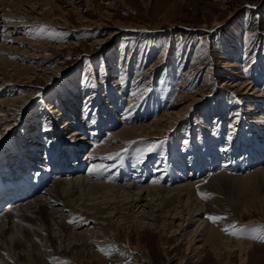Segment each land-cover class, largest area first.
<instances>
[{"label": "rangeland", "instance_id": "rangeland-1", "mask_svg": "<svg viewBox=\"0 0 264 264\" xmlns=\"http://www.w3.org/2000/svg\"><path fill=\"white\" fill-rule=\"evenodd\" d=\"M56 4L65 17H51L49 24L35 21L36 24L12 36L44 42L46 51H57L58 59L51 63L52 72L47 78H33L22 89L12 91L8 85L0 92V98L18 97L13 108L18 116L25 112L20 121L16 119L13 126L6 127L8 130L23 128L21 133L13 129L11 141L23 140L24 121L32 122L37 131L49 135V131H44L50 128L44 116L45 107L49 105L54 106L50 109L52 116L61 118L65 110L73 106L77 117H83L82 121L86 122L83 123L86 131L81 134L93 136V141L95 131L100 128L98 135L102 134L98 136L99 141L91 142L94 145L103 144L112 129L132 118L134 122L137 117H144L136 121L148 122L165 110L179 106L182 113L163 136L143 138L137 145L124 144L112 155L113 179L122 174L116 173L121 164L127 165L129 170L148 164L152 171L158 170L157 175L159 171L163 175L167 173L164 166L169 158L184 166L198 158L192 163L193 179L208 175L209 166H212L211 172L226 169L234 174L252 169L255 164L263 165L264 160L255 155V140L264 135L260 126L264 117L256 118L259 114L264 116V0H91L88 3L56 0ZM64 20L67 21L65 26L60 24ZM103 22L104 25H96ZM182 82L184 84L179 85ZM244 82L250 86L243 85ZM254 88L261 94L250 99ZM94 94L101 95L100 102L106 107L98 108ZM192 98L199 100L192 101ZM256 105L259 110L261 107L260 112L249 108ZM115 118H119V125ZM233 141L236 146L233 144L226 150V143ZM152 145L156 147L148 151ZM232 150H235L234 156L228 154ZM214 151L222 158L220 163L213 160ZM205 153L211 154L209 161L203 159ZM119 158L122 163H117ZM225 158L233 159H229L232 167H222ZM168 165L171 174L182 175L187 169L176 162ZM143 171L132 173L135 180L141 177L140 173L147 178ZM188 173L191 172L183 175ZM196 173L201 175L195 176ZM208 189L202 188L198 193L206 209L203 219L221 236L232 241L253 242L245 264H264V239H261L264 237V184L245 181L240 187L227 181ZM201 194H206L207 198H202ZM210 215L223 219L212 222L207 218ZM248 221L252 222L243 224ZM232 225L244 231L238 236L226 234L223 229L232 230ZM130 237L132 241L139 237L151 255L152 264H167L153 231L130 232ZM167 242L169 255L174 258L168 264L186 259L184 242ZM120 249L114 251L97 245L94 253L106 258L108 264L137 261L132 252ZM202 254L199 261L193 257L180 264H239L236 253L229 258L225 254L217 258L207 247ZM57 259H53L54 264H64ZM92 264H100V260L95 259Z\"/></svg>", "mask_w": 264, "mask_h": 264}, {"label": "bare ground", "instance_id": "bare-ground-1", "mask_svg": "<svg viewBox=\"0 0 264 264\" xmlns=\"http://www.w3.org/2000/svg\"><path fill=\"white\" fill-rule=\"evenodd\" d=\"M85 1L88 3L91 0ZM64 15L58 11L56 0H0V92L8 85L11 86L9 91L22 89L31 79L47 78L51 74V63L58 59L57 51H46L44 42L35 43L20 35L12 36L35 21L49 24V18H63ZM60 24L65 26L67 21ZM96 25H104V22ZM182 84L184 82L179 85ZM242 84L250 86L247 82ZM257 91L254 88L249 98H257L261 94ZM100 97L94 94V103L98 108H104L106 106L100 102ZM198 100L192 98V101ZM17 101L16 96L0 98V172L7 176L4 179L13 181L20 170H26L25 173L29 175L33 172L35 177L37 169L28 166L43 167L46 164L47 156L41 155L46 136L55 137L57 143L63 144V150L74 151L77 158L74 164L69 162L73 165L74 176L54 174L39 194L0 212V264H54L55 258L64 264H92L95 259L100 260V264H108L106 258L94 253L97 245L114 251L124 248L119 250L121 252L127 249L135 255L137 261L134 264H152L151 255L140 243L139 237L136 241L130 237V232L145 230H151L158 236L167 264L174 259L169 255L167 246L170 240L178 244L184 242L186 246V259H178L177 264L193 257L199 261L207 247L217 258L222 254L229 258L236 253L239 264L246 263L253 242L240 239L232 241L217 233L209 221L203 219L206 209L199 201L198 193L202 188L210 189L217 183L227 181L240 187L245 181L255 185L264 184V163L234 174L226 169L213 172L209 169L208 175L194 179L192 173L171 174L167 164V173L150 179L149 175L153 173H145L147 178L140 173L141 177L135 180L133 174L121 166L116 173L122 174L113 179L110 168L115 162L111 163L109 157L121 150L124 144L137 145L143 138L163 136L182 113V107L173 106L148 122L136 121L144 120V117H137L134 122L132 118L107 133L109 136L103 144L94 145L93 136L81 134L86 131L85 121H82L83 117H77L73 106L65 110L64 118L52 116L53 111L50 109L54 106L45 107L44 116L50 123L49 135L37 131V126L32 122L24 121L23 140L19 138L16 142L11 141L15 128L8 130L6 127L13 126L14 120L20 121L25 116V112L22 116L14 112ZM249 108L256 112L261 110L260 106V110L257 109L258 105ZM263 117L259 114L256 118ZM117 120L119 118L114 119L119 125L121 122ZM260 126L261 132H264V123ZM22 130L18 128L15 131L21 133ZM87 130H90V126ZM95 132L94 140H98L102 132L98 135L100 128ZM4 136L5 139L2 138ZM255 143V155L264 160V135L256 138ZM233 144L236 146L233 142L226 143V150H230ZM55 147L51 144L46 152L51 154ZM83 150L85 153H82ZM217 152L212 153L217 156ZM233 152L235 150L228 151V154L233 155ZM229 159L222 160V167L229 164ZM116 161L121 162V158ZM26 163L28 165L23 166ZM88 165L89 168L85 169Z\"/></svg>", "mask_w": 264, "mask_h": 264}, {"label": "snow or ice", "instance_id": "snow-or-ice-1", "mask_svg": "<svg viewBox=\"0 0 264 264\" xmlns=\"http://www.w3.org/2000/svg\"><path fill=\"white\" fill-rule=\"evenodd\" d=\"M249 7H251V6H249ZM236 117L238 119L239 113L236 114ZM92 122L95 123L94 120ZM44 131H50V128H45ZM228 139L230 140L231 139V136H229ZM49 143H51V141H49ZM185 143H187V141H185ZM155 147H156L155 145L149 146L148 151L154 150ZM109 158H113V157H109ZM93 167H98V166H93ZM201 196H202V198H207L206 194H201ZM207 218L209 220H211L212 222H216L218 220L223 219V217H217V216H211V215L208 216ZM262 227H264V226H262ZM231 229L232 230H230L228 227H226L223 230L226 232V234L233 235V236H238L241 232L244 231V229H236V226L235 225H232L231 226ZM261 239H264V237H262Z\"/></svg>", "mask_w": 264, "mask_h": 264}]
</instances>
